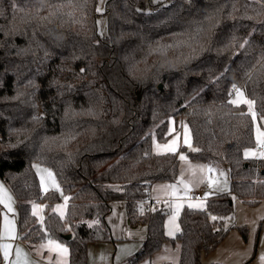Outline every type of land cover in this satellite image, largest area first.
I'll return each mask as SVG.
<instances>
[{
  "label": "trees",
  "instance_id": "16d2710c",
  "mask_svg": "<svg viewBox=\"0 0 264 264\" xmlns=\"http://www.w3.org/2000/svg\"><path fill=\"white\" fill-rule=\"evenodd\" d=\"M99 3L0 0V179L17 203L21 240L30 249L63 241L69 264H88L89 245L113 239L107 218L123 201L128 222L147 228L128 264H154L166 242L181 243L179 264H202L230 230L248 240L246 226H227L236 200H264V158L246 155L254 120L233 102L243 92L264 118V0H106L103 13ZM172 118L189 127L192 145L156 154L153 137L167 140ZM183 155L226 169L230 192L185 206L170 238V209L149 211L148 197L154 183L179 180ZM34 163L57 176L64 218L55 211L62 196L43 192ZM1 215L0 205V227Z\"/></svg>",
  "mask_w": 264,
  "mask_h": 264
},
{
  "label": "crops",
  "instance_id": "0c3cea01",
  "mask_svg": "<svg viewBox=\"0 0 264 264\" xmlns=\"http://www.w3.org/2000/svg\"><path fill=\"white\" fill-rule=\"evenodd\" d=\"M191 145L192 137L189 127L186 125L183 119L172 118L169 122L167 140L160 141L157 136H154L152 149L156 154H165L169 152H177L183 146L189 148ZM167 146H171L172 150H169ZM182 157H184V159L180 160V177L175 184L157 182L151 186L150 195L154 199L153 203L158 205L163 204L170 210H172L174 204L177 203L180 204L179 211L181 212L185 206L194 208L205 207L204 204L203 206H193L189 204L190 201L197 198L196 194L198 193L202 194L203 198H197L196 200L201 199L206 201L218 194L225 193L216 192V194L212 193L211 196H207V184L209 180H211L210 175L212 174L211 170L208 168V165L204 162L189 160L184 155ZM34 165L36 166V163H34ZM8 194L10 196L9 210L6 212L2 211L1 215L0 252L3 258L2 264H10L5 261L3 257L6 250L8 253L7 259L10 257V260L12 261L11 264H69V257L67 258L68 260L66 263H62L55 260L54 257L47 258L46 254L41 256L35 252L34 248L30 249L29 246L21 240L17 225V204L14 197L11 195L12 193ZM123 206L124 212L126 214L125 204H123ZM153 206L154 205L152 204V208ZM173 215L177 216L178 214L176 211H174ZM263 219L264 200H262L257 206L253 207L243 203L240 200H236L235 216L233 219L227 222V226L232 225L233 223L239 227L246 226L249 230L248 240H244L238 230H230L226 238L214 251L203 256L202 264H247L255 251L254 246L256 235ZM126 221L129 223L127 216ZM128 225L131 226L130 224ZM144 227L146 228V226ZM178 229L179 224L174 234L169 235L166 232V235L172 238L177 234ZM146 238L147 235L144 239L138 241L137 244L130 246V257H133L143 248ZM6 244H8L7 248L5 247ZM17 250H19V254ZM180 250V242H176V244L166 242L162 250L153 256L151 262L154 264H161L165 262L179 264ZM104 253L106 254L105 259H109L112 254V250H110L106 244H90L88 248V264L101 262ZM147 263L149 264V262ZM249 264H264V224L261 229L258 250L255 259Z\"/></svg>",
  "mask_w": 264,
  "mask_h": 264
},
{
  "label": "rangeland",
  "instance_id": "374dc122",
  "mask_svg": "<svg viewBox=\"0 0 264 264\" xmlns=\"http://www.w3.org/2000/svg\"><path fill=\"white\" fill-rule=\"evenodd\" d=\"M106 0H100L99 9L100 12H104V5ZM105 16H100L97 20L99 32L101 35L105 36L107 34V21ZM233 102L235 104H246L248 106V111L252 115L254 124H255V139L257 143H264V118H261L259 121L256 115L254 103L245 97L243 92L238 91L233 98ZM246 155L251 158H260L259 152H257L254 148H251L246 151ZM34 170L36 171L41 188L43 192L49 191H57L61 196V202L55 205V211L64 218L67 212V198L63 196L62 186L55 175L54 171L48 167L42 166L41 164L36 163V166L33 165ZM208 168L211 170L210 179L208 182V189L206 195L211 196L212 193L216 192H230V179L224 168ZM111 189H118L119 185H111ZM221 190V191H220ZM11 191L6 186V184L0 180V205L2 207V211L6 212L9 210L10 204V196ZM12 195V194H11ZM13 196V195H12ZM197 199V198H196ZM193 199L189 204L193 206H203L206 205V200H196ZM14 201V199H13ZM17 204V203H16ZM124 202L123 201H115L111 204L112 212L108 216L107 221L111 229V236L113 239L104 242H98L101 244H106L110 250H112V254L109 259H105L106 254L104 253L103 259L101 262H96L95 264H128L131 259L129 255L130 246L135 245L138 241H141L147 235L146 228L142 226V224H130L126 221V214L124 212ZM7 205V206H6ZM179 207L180 204H174L173 211L169 210L170 213L167 216L165 221V229L169 235H172L176 232L178 227V217H179ZM172 208V207H171ZM177 212V216L173 215V212ZM34 214L41 219L43 207L39 205H35L33 208ZM236 212V205H235ZM130 224L131 226H129ZM57 245L59 247H57ZM8 247V244L5 247ZM35 252L41 256L46 254L47 258L54 257L55 260L66 263L69 257L70 251L67 244L63 241L56 239H48L45 242H42L34 247ZM62 249H66L67 251H62ZM4 260L11 264L10 257L5 258ZM100 260V259H99ZM148 261L145 260L142 264H148Z\"/></svg>",
  "mask_w": 264,
  "mask_h": 264
},
{
  "label": "built area",
  "instance_id": "2783aa9c",
  "mask_svg": "<svg viewBox=\"0 0 264 264\" xmlns=\"http://www.w3.org/2000/svg\"><path fill=\"white\" fill-rule=\"evenodd\" d=\"M255 150L257 152H259L261 158H264V143H256ZM196 197L197 198H203L202 194H200V193L196 194ZM153 202H154V199L149 194V197H148V203L150 204L149 211L152 210V204H153Z\"/></svg>",
  "mask_w": 264,
  "mask_h": 264
},
{
  "label": "snow or ice",
  "instance_id": "6c2138e0",
  "mask_svg": "<svg viewBox=\"0 0 264 264\" xmlns=\"http://www.w3.org/2000/svg\"><path fill=\"white\" fill-rule=\"evenodd\" d=\"M261 135H264V133H262ZM167 147L169 148V150H172L171 146H167ZM181 159H184V157H181ZM213 219H215V217H213ZM57 247H59V246L57 245ZM6 248H7V246H6ZM17 251H18V254H19V250H17ZM62 251H67V250L66 249H62ZM7 255H8V253H7V250H6L5 251V258H7Z\"/></svg>",
  "mask_w": 264,
  "mask_h": 264
},
{
  "label": "water",
  "instance_id": "95a60500",
  "mask_svg": "<svg viewBox=\"0 0 264 264\" xmlns=\"http://www.w3.org/2000/svg\"><path fill=\"white\" fill-rule=\"evenodd\" d=\"M65 238H66L67 240H69V239L72 238V236L69 234V235H66Z\"/></svg>",
  "mask_w": 264,
  "mask_h": 264
}]
</instances>
